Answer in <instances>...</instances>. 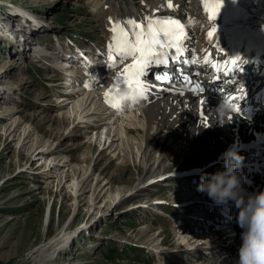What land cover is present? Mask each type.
<instances>
[{"label":"rangeland","instance_id":"obj_1","mask_svg":"<svg viewBox=\"0 0 264 264\" xmlns=\"http://www.w3.org/2000/svg\"><path fill=\"white\" fill-rule=\"evenodd\" d=\"M136 1L119 0L122 9L125 4ZM21 8L31 13L35 21L36 18L43 16L47 20L50 19L52 25L54 24L61 30L58 34H72L76 41L83 45H102L99 43L102 41L97 27L91 16L87 14L89 7L84 6L81 0H0V23L7 19L13 20L7 14H16L14 11ZM15 19L18 21L20 18L15 17ZM37 33L34 37H40V39L33 37L27 44L39 47L41 53L50 45L52 49L54 48L51 31L41 30ZM87 45L85 46L87 47ZM12 49H19L20 52L26 54V49L22 51L18 44L16 47L11 46L5 50L0 48V54L10 56ZM26 55L25 62H22L26 64V68L20 69L16 65L7 73L3 71L4 67L0 61V89H7L14 85L12 79L14 76L30 75L29 78L33 82L32 90L45 91L47 96L53 99L57 103L56 105H59L53 109L54 111L47 114L54 118L58 115L63 118L68 117L70 121L76 117L73 119L74 122L82 120L87 123L91 122L92 114L88 116L89 108H83V100H81L87 98L85 93L75 96L79 98L59 97L60 91H77L71 81L70 86L65 81L67 78L65 71L74 73V70L62 68L59 60L61 58L55 57V64L60 65V68L57 66V69H52L49 67V63L52 65V62H48L49 59H47V63H44V58H41L42 61H35L29 58L28 54ZM15 56L20 60V53H16ZM49 77H56L58 81L51 82ZM69 79L70 77L68 81ZM60 80L61 83H59ZM79 87L81 86L77 88ZM3 90L0 91V114L11 112L6 114L3 120H0V264H35L34 258L39 252L37 247L44 244L48 237L58 233L62 226H71L69 230L79 227V230L69 242L62 245L59 253L54 254L44 264H191L193 259L198 260L192 264H218L221 256L226 254L222 248L221 256L206 255L207 251L204 250L211 246L210 243L205 244V242L215 241L211 245H216L217 237H206L204 232L195 236L197 233L195 230L200 229L204 221L201 224H199L200 222L198 224L194 221L191 222L199 215L193 218V215L187 213L201 214L200 220L213 219L212 215L203 216V212L195 211V207L198 208V205H190L187 207L188 209H184V212L177 206L178 202L195 200L203 195L207 196L202 191L196 193L198 184L195 185V188L194 186L187 188L179 181L178 177L171 176L168 181L152 183L141 197L125 199L115 205L120 199L119 193L127 190L129 183L138 181L137 176L141 171L146 174L157 167L162 146L166 147L163 163L167 165L173 163L177 156L175 151L183 146L180 142L166 139V133L160 132L151 138L152 147L147 161L143 162L141 133L138 131L126 134L122 132L124 125L141 126L143 121L139 117L141 120L137 122L136 118L128 115L129 118L127 117L123 121L119 118L120 120H115V123H112V120L103 119L102 122H108L105 131H109L110 137L103 134L101 142L97 141L95 132H87L84 137L74 140L66 139L58 145V140L49 135L50 116L47 117L46 112L42 114L35 111L31 113L34 116H32V120L24 119L23 112L15 110L16 107H21L14 101L21 99L20 93L12 89L5 92ZM26 96V93L22 94V98L28 100ZM90 98L92 100L88 99V101L95 104L91 103L90 105H99L97 96ZM31 110H27V112ZM26 114L31 115L30 113ZM18 121H21L18 132L5 133L7 126L12 128ZM36 124L39 125V129L35 127ZM56 124L57 121L54 120L53 125ZM80 124H84V122ZM151 131L152 129H150ZM28 132L29 134H27ZM113 134H115L114 137ZM88 141L99 145L95 156L99 151L108 147L110 141L112 144L105 149L96 166L93 169L89 167L87 173L82 175L85 171L83 163L73 157L84 151V145ZM22 146H25L24 149ZM56 146L58 148H55ZM19 148L22 149L23 154H19ZM39 149L45 151L44 158H33ZM24 153L32 154L30 160L27 159L28 156L24 158ZM50 157H52V163L58 165L51 171L50 177L46 178L41 171L46 164H44L45 158ZM111 172L115 173L114 180L110 182L111 184H105L108 181L107 175ZM88 175L89 178L85 180ZM76 177L78 179L80 177L77 187L73 185ZM104 184L105 187L100 196L94 200L98 191L97 189L94 192L95 187H102ZM75 193H80V195L77 197ZM103 193L104 195H101ZM180 194L184 196L182 200L179 199ZM207 198L209 197L207 196ZM155 199H162L165 203L158 206L157 203L152 202ZM173 200L176 201V204ZM76 205L78 213L74 211L75 214H72L70 208L71 206L72 208L76 207ZM138 205L141 206L137 208ZM47 207H50V211L45 221L44 213ZM132 208L137 209L132 210ZM87 210L92 212L90 216H85ZM176 217L177 219H175ZM91 218L97 222L84 229L86 221ZM179 224L185 227V230L178 229ZM208 236H211V233ZM188 239L190 241H187ZM225 239L229 244L232 243L230 237ZM201 241L202 243H200ZM199 252L203 258L199 257ZM193 254H196L194 258ZM187 258L190 261H187ZM237 261V258H233L230 261H225L224 264H237Z\"/></svg>","mask_w":264,"mask_h":264},{"label":"bare ground","instance_id":"obj_2","mask_svg":"<svg viewBox=\"0 0 264 264\" xmlns=\"http://www.w3.org/2000/svg\"><path fill=\"white\" fill-rule=\"evenodd\" d=\"M81 1L84 4V6L89 7V9L87 10V14L91 16V19L96 25L102 41L99 42L102 43V45L85 44L87 45V47L85 46L86 49L88 50V52H90L94 56H97L98 58H105V55L108 56L110 52H112L113 57L115 58V66H112L110 68L111 69L110 73H112V75L110 73L102 74L105 73L106 71V67L102 66L100 67L102 68V71L100 72L101 74L97 76L96 78L97 80L94 79L95 82L92 78L89 81V79L85 78L86 75L81 76L76 72L74 75L69 76L70 77L69 80L72 79L75 82V84H79L77 82L78 80H85V85L89 86V84H91L92 86L94 85L93 88L97 89V92L95 94H92L94 93L93 92L94 90L89 92L87 91L84 92L87 98L85 100L83 98L81 99L83 100L82 104L84 106L81 104L83 108L86 109L89 108L87 111L88 116L92 114L91 115V117H93L92 121L99 122L98 123L99 126L103 128H106L108 123L107 121L102 122L103 119L112 120V123H115V120L117 119L120 120L119 118H121V120L123 121V119H126L128 115L129 116L132 115L134 118H136L137 122L138 121L140 122L141 119L139 120V117H141L143 121L141 126L137 125L132 127V126L124 125L122 132L126 134V133H131L133 131H138L141 133V139L143 144L141 142L139 143H141V146L143 145L141 152V158L143 159V162H146L148 159L149 151L151 150L152 147L151 138L152 137L154 138L160 132L166 133L165 134L166 139H172L173 142L177 140L183 145L181 149L175 151V154H177V156L174 159L173 163H171L170 165L163 163V158L166 155V147L162 146L159 155L160 160L157 167L154 168L153 170L151 169L146 174H144L143 171H141V173H139L137 176L138 181L136 182L133 181L129 183L130 185L128 189L127 190L125 189L123 192L119 193L120 199L115 205H118L121 201L125 199H129V198L133 199V198L141 197L142 195H144L143 192L152 183L163 180L168 181L170 180L171 176L178 177L179 181H181L182 184L185 185V187L189 188L191 186H194L195 188V184L197 182L198 183L201 182V176H203L205 173L214 172L217 169L223 168L224 166L223 154L228 150H233L237 154L243 157V160L239 164L237 171L240 174L243 188L246 190L245 200L247 199V194H254L264 191V149L263 150L251 149L247 144L244 143L252 136L251 132H248L249 128L252 126H256L255 123L258 122L257 120L258 118L259 120L264 119V114L260 113L259 117L257 115L252 121L241 120V122H239V124L236 125L235 121L237 118L232 117V119L229 120L228 119L229 116L227 118L222 117L218 112V105L221 102L220 98L224 93L227 94L226 95L227 97L230 93L236 91L237 87L242 86L244 89H248L247 92L248 94L250 90L253 91L252 89L254 88L256 81L259 78L256 77L253 79L251 78L252 76L248 74V72L240 74L239 71L237 70L234 75L228 76V78H226V81L224 79V82L219 86V90L217 91L214 85H211L210 82H208L210 77L212 76L211 69L214 67L215 63L210 62L209 64H207V67L210 69L204 75H202L201 68H197V65L194 63L196 60L203 59L206 53L210 50L213 61L216 60L217 62H219L222 55L221 53H218L217 55L214 54L215 52L214 48L207 42L205 37V31L208 27V22L206 20L208 11L204 9L205 0H137L136 2H132L131 4H125L123 9L119 0H81ZM169 14H175L177 17L181 19V21L187 27L189 34L187 36V40L185 43L186 48L192 49L194 46L196 51L198 52L192 58V60H190L189 65L187 61H185V59L181 58L180 59L181 62L179 66L186 68L185 72L190 80H194V81L197 80L202 83L206 82L207 83L206 85L210 86V88H208V91H206L204 94H198L197 96H194L192 93L189 92L186 93V95H181L176 87L171 86L168 83H161L159 79H154L153 75L156 72H158V70H154V74L151 71L149 72V74H146L142 78L150 86V91L147 93V99L142 98L139 104L131 107L132 110L125 112L120 116L117 117L107 116L106 109L108 107L106 106V102H105V93H109V83H111V81L114 78L113 74L123 73L124 68L130 65L131 60H133L132 58H129L127 60H121V58L117 55L114 49H112L111 51V48L105 51L104 45L106 43H111V45L113 44V36L115 35L113 29L117 25L127 28L126 22L129 20H135L138 23L146 22L145 18L166 19ZM7 16H10V18L16 20L13 13L7 14ZM40 18L43 19L44 16ZM47 21L52 22L50 19H48ZM31 25H34L35 28L40 29L44 32L51 31V32L59 33L61 31L59 27L54 26V24L49 25L42 23L41 24L33 23L30 25L29 24H26L25 26L23 25V27L28 29V32H30L32 36L31 38H33L36 34H38L35 28H33ZM7 37L9 39L8 35ZM27 46H29V44H27ZM0 48H2L1 41H0ZM52 50H54L55 52L49 55L47 51H52ZM16 53H20V60L22 59L21 61L19 60V58L16 59L15 56ZM37 55L40 58V60L44 58L43 59L44 63H47V59H49L48 62H52V65L49 63L50 65L49 67L52 69L58 68L60 66L55 64L56 58H61L62 60H65L63 58L66 57V55L63 54V52L60 49L56 48L55 45L53 49L52 46L50 45L49 47L44 49L42 53L40 50L37 51ZM26 57L27 55L24 52H20L19 49L18 50L12 49L10 51V56H5L3 54H0V61L2 62V67H4L3 71L7 73L16 65L18 66L17 68L20 69L26 68V64L22 63L25 62ZM68 66L71 67L73 65L68 63ZM253 66L258 70L257 72L260 71V64L258 62H253ZM166 70L172 72L173 79H177V80L180 79L179 68H176L174 70L168 68ZM29 77L31 76L30 75L26 76L23 74L14 76L12 78L14 80V85L8 87L7 89L2 88L4 89L3 92L12 89L20 93L21 99L19 101L18 100H14V101L15 103L19 104L21 107H16L15 110L23 112L22 116L24 119L29 118V120H32L33 115L31 113L35 111L36 113L41 112L42 114L46 112L45 114L47 115V117L50 116L49 122L51 127L49 126V132H50L49 135L50 137H53L55 140H58V145L62 144V142L66 139L74 140L84 137V135L87 134V132H89L90 127L93 128L92 121L88 123L83 120L74 122L73 119H75L76 117H74L72 121H70L68 117L63 118L61 117V115H58L54 118L50 114H47L50 111H54L53 109L57 108V106L59 105H56L57 103L53 99H50L45 91H41V90L39 91L34 89L32 90L33 82ZM69 77L65 78V81L69 83L70 86L72 83L68 81ZM106 78L109 80V83L106 86V92L103 93V91L101 90L99 91L100 88L96 85L100 83L101 80H104ZM51 80L54 82L58 81L57 78ZM238 82H240V85L237 84ZM59 83H61V80ZM77 87L78 86H76L75 89H77ZM25 93L27 95L26 97L28 100L22 98V94ZM81 93L83 94V92H80V94ZM77 95H79V93H77L76 95L71 94V96H67L66 99H70ZM62 96L63 95H59V97ZM91 96L94 98H96L97 96V100L99 103L98 106H100L99 108L97 105L94 106L95 104L90 100L88 101V99H91L90 98ZM75 98H79V97H75ZM99 98L101 99L102 103L100 102ZM243 101L244 99L241 100L242 103ZM91 103H93L94 105H90ZM30 109L32 110L30 112H27V110ZM10 112L0 114V120H3L6 114H10ZM129 112L130 114H127ZM26 113H30L31 115L28 116ZM54 120L57 121L56 125H53ZM203 121H207V126L204 125ZM83 122L84 124H80ZM20 124L21 121H18L15 124V126L12 128L7 126L5 129V133L8 132V134H11L13 132L14 133L18 132L19 131L18 127ZM70 125L72 126L70 127ZM35 127L37 129L40 128L38 124H36ZM150 129H152L151 132ZM101 132L102 134L100 136L106 134L107 135L106 137H110L109 131L107 132L102 130ZM27 134H29V132ZM27 134L26 136H28ZM97 134L98 132L96 133V135ZM115 134H113V137L115 136ZM111 141L113 142V140ZM111 141L108 147L112 144ZM57 146L55 148H58ZM84 146H85L84 151H81V154H79L78 156L73 157L74 159L83 163L85 171L82 173V175L83 174L85 175L90 168L93 169L96 166V164L101 158V155L105 152V149L108 148L106 147L105 149L99 151L97 156H95L97 147L99 145H97L96 143L92 144L91 141H88V143L86 142ZM24 147L25 146H22V149H24ZM22 149L19 148V154L21 153L23 154ZM44 154L45 151H41L39 149V151L35 154L33 158L35 157L44 158ZM31 156L32 154L28 155L27 153L26 154L24 153V158L27 157L28 160H30ZM51 158L52 157L45 158V160L47 161L44 160V164L46 163L48 165L45 164L41 171L42 175L45 176L46 178L50 177L51 171L57 168L58 165L57 163H52L53 161L51 160ZM73 158H71V160ZM202 167H205V169L199 171L198 169ZM114 172H111L107 175L108 181L105 184H108L114 180V175H115ZM88 178L89 175L85 177V180H87ZM79 181H80V177L79 179L78 177H76L73 181V185L76 186L77 184H79ZM105 184L102 187H97V188L95 187L94 192L97 189L98 191L94 197V200L100 196V193L102 189L105 187ZM196 189H197L196 193H200L199 187H196ZM79 195L80 193L77 194V197ZM101 195H104V193ZM183 197L184 196L180 194L179 199L182 200ZM228 204H230L234 209H239L235 205L234 201H229ZM156 205L161 206V204L158 203ZM190 205L193 206L198 205V208L195 207V211L199 210L203 212V216H205L206 213L211 209V206L209 205V199L205 195L201 196V198L199 199H195L192 201L185 200L182 201L181 203L178 202L177 204L179 210H181L182 212H184V209ZM140 206L141 205H138L137 208H139ZM137 208H132V210H136ZM70 209H72V214H75L74 211H76L77 205L76 207L73 206V208L71 206ZM49 211H50V207H47L44 213L45 221L47 220ZM76 213L78 212L76 211ZM91 214L92 212H89V210L85 212V216L86 215L90 216ZM187 214H191V216L193 215V218H195L196 215H199L198 217H196L195 220H192L191 222L194 221L196 224L200 222V218L202 216L201 214L194 212L192 213L190 212ZM175 219H177V217ZM96 222L97 220H93L92 218L88 219L85 223L84 229L94 225ZM69 227L71 226H67V227L62 226L58 233L48 237V239L45 241L44 244L39 245L37 247L39 249V252L34 258L36 261L35 264H44L54 254H56L57 252L59 253V250L62 248V245L69 242V240L79 230V227L75 230H71V229L69 230ZM246 227H247V222L245 227L241 230L242 233L245 231ZM180 228H182V231L185 230V227L179 224L178 229ZM195 231H197L195 236H198L200 233L204 232L206 233V237H208L209 233L212 232L209 238H212L213 236L217 237L216 245H211V243L212 242L214 243L215 241L210 242L208 240V242H205V244L210 243L211 247L207 248V250L206 249L203 250L207 251L206 252L207 256H219L220 250H222L223 248V250L226 251V254H224L223 256L220 255L221 258L219 264H224L225 261H229L233 258H237L239 260L240 246L238 247V245L241 244L240 243L242 241L241 236L233 235L234 236L232 238L233 244H229L228 240L225 239L226 236H229V234H227L225 230H221L219 226H216L215 224L212 223L208 224V228L207 229L205 228V230L200 228V230L196 229ZM187 241L190 240L188 239ZM198 254L200 258H203L200 255V252ZM194 255L196 254H193V258ZM188 260L189 259L187 258V261ZM197 260L198 259H193V262H196ZM193 262L191 261V264ZM213 262L215 263V261Z\"/></svg>","mask_w":264,"mask_h":264},{"label":"snow or ice","instance_id":"obj_3","mask_svg":"<svg viewBox=\"0 0 264 264\" xmlns=\"http://www.w3.org/2000/svg\"><path fill=\"white\" fill-rule=\"evenodd\" d=\"M223 6V0H206L205 7L208 11L209 21H215ZM146 22H136L129 20L126 22L127 28L117 25L113 32V44L110 48L114 49L121 60L133 59V63L124 68L123 73L117 74L114 77V84L109 90L113 94L112 98L109 93H105V102L111 107L122 111L121 104L117 99V93L122 89L130 90V95L133 97L139 95L147 99V93L150 91V86L142 78L145 76V70L153 64H167L169 54L175 55L181 50L184 29L180 22L175 19H149L145 18ZM217 29L213 24L211 30L207 32L209 38H213ZM169 50H174L169 53ZM179 57L176 56V59ZM110 59H112L110 57ZM247 63L240 56L232 57L228 61V67L235 70H242V65ZM115 66V61H113ZM168 79L167 76L163 77ZM88 87V85H85ZM238 95L228 97L229 101L242 100L246 96L243 87H237ZM233 104V103H232ZM234 105V104H233ZM240 113L239 107L234 106L233 111ZM232 119L231 116L228 117ZM207 126V121H203Z\"/></svg>","mask_w":264,"mask_h":264},{"label":"clouds","instance_id":"obj_4","mask_svg":"<svg viewBox=\"0 0 264 264\" xmlns=\"http://www.w3.org/2000/svg\"><path fill=\"white\" fill-rule=\"evenodd\" d=\"M121 106L131 108L140 103L142 97L130 95V90L122 89L117 93ZM234 105L224 98L218 105V112L227 118ZM224 166L214 172L201 176L199 190L216 203L234 201L240 209L238 220L247 227L242 233V244L239 248L237 264H264V191L247 194L243 188L240 174L237 171L243 157L233 150L223 154Z\"/></svg>","mask_w":264,"mask_h":264}]
</instances>
